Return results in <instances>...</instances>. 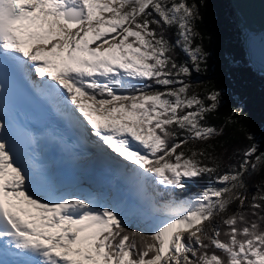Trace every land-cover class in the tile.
<instances>
[{
	"label": "snow or ice",
	"instance_id": "6c2138e0",
	"mask_svg": "<svg viewBox=\"0 0 264 264\" xmlns=\"http://www.w3.org/2000/svg\"><path fill=\"white\" fill-rule=\"evenodd\" d=\"M200 18V0H0V101L17 75L63 97L112 163L170 197L153 204L166 216L156 229L130 230L126 209L34 175L0 114V251L14 249L17 264H264V188L247 204L242 191L264 151L252 143L238 166L214 176L215 145L184 150L221 132L205 120L222 93L190 94L184 79L207 61L194 44ZM177 47L188 61L174 57ZM33 71L51 82L33 80ZM204 176L215 184L177 198L186 180ZM236 201L235 213L206 226Z\"/></svg>",
	"mask_w": 264,
	"mask_h": 264
},
{
	"label": "trees",
	"instance_id": "16d2710c",
	"mask_svg": "<svg viewBox=\"0 0 264 264\" xmlns=\"http://www.w3.org/2000/svg\"><path fill=\"white\" fill-rule=\"evenodd\" d=\"M200 17L197 31L202 38H196L194 44L201 45L208 53L207 61L201 64V71L197 72L193 68L191 76L184 79L192 85L190 94L199 93L204 96L212 90L222 93V103L218 110L209 114L205 120L206 124L215 126L221 132L208 142L190 143L184 150L205 148L207 144L215 145L214 154L221 163L215 176L229 171L230 165L238 166L244 159L243 152L252 143L264 151V74L254 70L247 60L229 0H200ZM174 32V28L167 32L173 44L176 39ZM173 55L179 62L189 60L179 47ZM234 110L235 116L232 115ZM249 134L254 140L247 139ZM249 173H245L244 177L245 189L250 192L246 204L251 202L257 186L264 188V165L256 172H252L249 167ZM214 176L188 179L185 181L186 188L177 192L188 197L194 196L213 186ZM238 205L239 201L231 204L225 214L220 215V223L223 218L235 213ZM215 225L214 220L206 222L207 227ZM128 227L130 230L142 231L132 222Z\"/></svg>",
	"mask_w": 264,
	"mask_h": 264
},
{
	"label": "bare ground",
	"instance_id": "6f19581e",
	"mask_svg": "<svg viewBox=\"0 0 264 264\" xmlns=\"http://www.w3.org/2000/svg\"><path fill=\"white\" fill-rule=\"evenodd\" d=\"M42 80L51 82L50 77H44ZM46 95H48V97L50 98L52 106L59 113H61L65 121L76 130L77 134L79 135L78 141L80 143V147H71L70 155L63 158L60 156L59 150L55 149L51 144H48V150L52 153V158H49L50 160L48 162L45 154L46 152L43 149L45 142L44 138H41L40 135L36 134L35 132H31L30 135L33 138V145L24 154V157L21 158V160L32 169L34 175H43L49 179H57L56 183H51L52 186H55V184L59 185L61 182L65 184L67 182H71L72 185H76L80 183V181H82L83 183H91L94 188L104 190L105 193H108L114 196V198L119 199L121 202V206L119 207L127 210L129 218L135 215L142 216L144 209H142L138 206V204L132 201L133 197H130V194L126 195V189L124 190L125 186L124 188L122 186V183L125 182L123 180L125 178L130 180L131 175L118 168L103 153H99L97 148L91 147V143H89L90 141L87 140V138H89V135L87 134L85 127L83 125H78L77 122L73 119L72 109L74 108V105H71L70 101H64L63 97L57 98L51 94ZM84 102L88 104L86 100H84ZM86 164H90L89 167H84V165ZM49 166L51 167L50 169ZM83 167L84 169L86 168L85 170L88 172L82 170ZM91 173L98 174L94 175ZM77 174L79 175V177H77ZM130 185L132 186V182L130 183ZM134 185L139 186L137 180H134ZM137 194L139 196V201H148L149 197H146V199H144L145 197L143 198V196L146 195L145 193ZM99 200L101 202H107V200L105 199ZM149 206L153 207V203L150 202ZM151 215L153 214L150 213V216ZM164 219H166V216L163 213H159L155 216L154 224L156 228ZM10 263L11 262L9 260H6L0 256V264Z\"/></svg>",
	"mask_w": 264,
	"mask_h": 264
},
{
	"label": "rangeland",
	"instance_id": "374dc122",
	"mask_svg": "<svg viewBox=\"0 0 264 264\" xmlns=\"http://www.w3.org/2000/svg\"><path fill=\"white\" fill-rule=\"evenodd\" d=\"M98 99H99V97H98ZM84 100H86L88 102V104L91 103V101H89L87 98H84ZM89 128L91 129V126H89ZM85 129L87 130V127H85ZM47 160H48V158H47ZM89 165L90 164H86V165H84V167H89ZM84 167L82 168V170L86 169V168L84 169ZM50 168L51 167L49 166V169ZM86 172H88V171H86ZM91 174H94V173H91ZM97 174L98 173H95L94 175H97ZM77 177H79L78 174H77ZM53 179H50L51 183H53V182L56 183L57 179H54V180ZM125 180L126 181L122 183L123 184L122 186H123V188L125 186L124 190L126 189L125 190L126 191V195L130 194L129 196L133 197L132 201H134V203L137 204V202H136V199L138 200V197H137L138 194L137 193H142V194L145 193L146 195L143 196V198L145 197L144 199H146V197L147 198L149 197L148 201H146V202L145 201H143V202L140 201V204H138V206L141 207L142 209L146 210V211L149 210V213L153 214V215H151V217L148 216V218L136 215L135 218H132V217L129 218V223L130 222L135 223L140 230L148 232V233H151L152 230L156 229V226L154 224L155 216L157 214L163 213V212L162 211L153 210L154 208L149 206L150 202H152L153 204L155 203V204L163 205L164 203H166V200L168 201L170 199V197L168 195H163V196L158 195V193H163L165 190H164L163 186H159L158 182H155L153 180H148L147 182H145L143 184V186H142V184L140 182H138L139 186L134 185V180L135 179H133L132 176H131L130 180H128L126 178H125ZM131 182H132V186L130 185ZM54 187L59 188L61 190H71L73 192H79V193H84V194H92L93 196L97 197L98 199L107 200V203H111V204H114V205H117V206H121V202H120L119 199L114 198V196H112V195H110L108 193H105L104 190L94 188V186L91 183H83L82 181H80V183H78L76 185H72L71 182H69V183L67 182L66 184L61 182L59 185L55 184ZM242 191H244V193H245V195L247 197L250 195V192L247 189H243ZM148 193H149V195H148ZM176 195H177V198H187L188 197L186 195H183L181 192H177ZM233 195H235V192L233 193ZM103 196H105V197H103ZM149 208H153V209H149ZM150 210H152V211H150ZM221 214H225V212H218L215 215V217L213 218V220L215 221V224H219L220 223V219L222 218V216H220ZM213 220H211V221H213ZM205 224H206V222H205Z\"/></svg>",
	"mask_w": 264,
	"mask_h": 264
},
{
	"label": "water",
	"instance_id": "95a60500",
	"mask_svg": "<svg viewBox=\"0 0 264 264\" xmlns=\"http://www.w3.org/2000/svg\"><path fill=\"white\" fill-rule=\"evenodd\" d=\"M247 60L264 74V0H229Z\"/></svg>",
	"mask_w": 264,
	"mask_h": 264
}]
</instances>
